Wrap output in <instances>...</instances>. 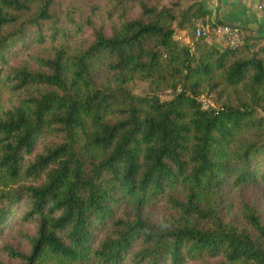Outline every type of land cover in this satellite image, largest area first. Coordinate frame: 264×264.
I'll return each instance as SVG.
<instances>
[{"label": "trees", "instance_id": "obj_1", "mask_svg": "<svg viewBox=\"0 0 264 264\" xmlns=\"http://www.w3.org/2000/svg\"><path fill=\"white\" fill-rule=\"evenodd\" d=\"M207 14L184 0H0L4 256L264 264V48L202 38L193 52L177 34Z\"/></svg>", "mask_w": 264, "mask_h": 264}, {"label": "crops", "instance_id": "obj_2", "mask_svg": "<svg viewBox=\"0 0 264 264\" xmlns=\"http://www.w3.org/2000/svg\"><path fill=\"white\" fill-rule=\"evenodd\" d=\"M195 2H199L208 11L205 17L197 21V25L204 20H215L241 26L249 32L247 42L253 45L256 51L264 48V8L262 0H184L186 5ZM180 33L183 34L185 42L191 39L187 29L180 30ZM216 39L210 38V41L215 42ZM220 42L222 41L220 40Z\"/></svg>", "mask_w": 264, "mask_h": 264}, {"label": "built area", "instance_id": "obj_3", "mask_svg": "<svg viewBox=\"0 0 264 264\" xmlns=\"http://www.w3.org/2000/svg\"><path fill=\"white\" fill-rule=\"evenodd\" d=\"M264 8V0H262ZM195 40L204 38H217L224 44V48L234 49L244 45L249 37V32L241 26L221 23L215 20H204L195 29ZM195 40L188 39V44L194 50ZM198 99L205 109L217 108L218 105L211 96L199 95Z\"/></svg>", "mask_w": 264, "mask_h": 264}, {"label": "rangeland", "instance_id": "obj_4", "mask_svg": "<svg viewBox=\"0 0 264 264\" xmlns=\"http://www.w3.org/2000/svg\"><path fill=\"white\" fill-rule=\"evenodd\" d=\"M180 32H178V40L181 42V43H185L186 42L184 41V36L183 34H179ZM190 33V36H191V40H195V35H194V31H191L189 32ZM214 39V38H213ZM196 41V40H195ZM216 45H219L221 47H224V45L222 44V42L219 43V40L216 39L215 42H214ZM195 52V46H194V51ZM132 88V90L134 91V93L138 94V95H148L150 94V86H149V83L148 82H145V81H142V80H136L134 83L131 84L130 86ZM160 98L162 100H168L170 98L173 97L174 95V91L173 90H166L164 92H161L160 94ZM208 96V95H207ZM210 96V95H209ZM212 97V96H211ZM249 193V191H248ZM252 195H259L261 197V200H262V204L264 206V189L263 187H257L255 189H253V192H252ZM232 201V193H231V196H230V202ZM14 236L12 235V238ZM11 238V239H12ZM14 239V238H13ZM20 242H22V240L20 239ZM16 244V243H15ZM0 259L1 260H8L10 262H12L13 264L16 263L14 262V260L10 259L9 257H6L2 254V252L0 251Z\"/></svg>", "mask_w": 264, "mask_h": 264}]
</instances>
